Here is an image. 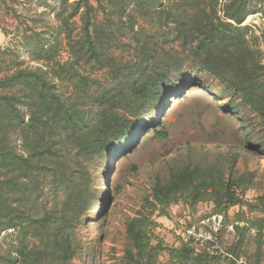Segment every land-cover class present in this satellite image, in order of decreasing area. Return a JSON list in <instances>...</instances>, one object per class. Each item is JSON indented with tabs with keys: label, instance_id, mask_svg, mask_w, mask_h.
Masks as SVG:
<instances>
[{
	"label": "trees",
	"instance_id": "1",
	"mask_svg": "<svg viewBox=\"0 0 264 264\" xmlns=\"http://www.w3.org/2000/svg\"><path fill=\"white\" fill-rule=\"evenodd\" d=\"M27 3L18 11L0 0L17 40L0 45V264H72L100 193L99 161L130 148L185 69L216 81L229 94L225 107L236 99L257 119L253 150L264 157V0ZM250 16L261 21L257 33L244 24ZM0 30L9 36L2 21ZM249 191H264V173L175 162L127 217L125 264H164L162 253L170 264H263L264 194L250 202ZM206 202L223 224L204 245L190 236L169 248L155 237V218L170 206ZM232 207L257 216L240 212L228 225Z\"/></svg>",
	"mask_w": 264,
	"mask_h": 264
},
{
	"label": "rangeland",
	"instance_id": "2",
	"mask_svg": "<svg viewBox=\"0 0 264 264\" xmlns=\"http://www.w3.org/2000/svg\"><path fill=\"white\" fill-rule=\"evenodd\" d=\"M8 3L18 11L24 3L28 6L27 0H8ZM0 19L10 31L9 36H5L0 30V45H15V27L8 20L10 18L3 17L0 11ZM245 24L257 33L261 21L257 16H250ZM19 51L25 56L24 51ZM61 58L66 59L64 53ZM197 75L203 78L196 80ZM97 76L105 79L103 72ZM171 77L173 84L166 86L163 92L164 106L150 113L141 123L130 148L99 161L96 185L100 193L97 204L79 227L82 247L72 264H125L124 250L129 246L125 234L127 217L132 216L141 199L150 194L156 179H168L175 162L215 164L226 176L229 172L264 173L262 150H253L261 141L257 119L247 116V111L241 107L234 108L238 104L236 99L230 108L225 107L230 100L229 94L203 74L185 69ZM159 131L165 135H160ZM229 160L234 161L231 168ZM133 167H137L135 174ZM262 194L264 191H249L246 200L253 202ZM167 212V216L155 218L154 235L169 248L179 247L180 241L188 237L186 230L192 227L194 241L204 245V241L211 239V233L221 229L223 224L218 226L211 222V217L217 215L212 203H199L195 210L179 203L170 206ZM240 212H244L247 219L257 216L245 208L232 207L227 212L228 225ZM233 236L232 228L227 226L225 238ZM6 241H10L9 237ZM160 261L170 264L168 254L162 253Z\"/></svg>",
	"mask_w": 264,
	"mask_h": 264
},
{
	"label": "built area",
	"instance_id": "3",
	"mask_svg": "<svg viewBox=\"0 0 264 264\" xmlns=\"http://www.w3.org/2000/svg\"><path fill=\"white\" fill-rule=\"evenodd\" d=\"M211 222L213 223V224H216V225H221L222 224V221H223V217L221 216V215H213L212 217H211ZM209 220V221H210ZM188 237H194L195 236V231H194V228L192 227V228H190V229H188V230H186V233H185Z\"/></svg>",
	"mask_w": 264,
	"mask_h": 264
},
{
	"label": "water",
	"instance_id": "4",
	"mask_svg": "<svg viewBox=\"0 0 264 264\" xmlns=\"http://www.w3.org/2000/svg\"><path fill=\"white\" fill-rule=\"evenodd\" d=\"M245 24V23H244Z\"/></svg>",
	"mask_w": 264,
	"mask_h": 264
}]
</instances>
